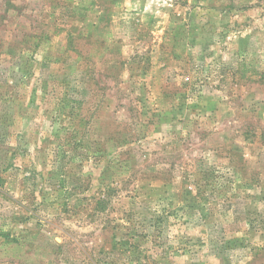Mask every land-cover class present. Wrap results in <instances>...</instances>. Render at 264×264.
<instances>
[{
  "label": "rangeland",
  "instance_id": "374dc122",
  "mask_svg": "<svg viewBox=\"0 0 264 264\" xmlns=\"http://www.w3.org/2000/svg\"><path fill=\"white\" fill-rule=\"evenodd\" d=\"M0 264H264V0H0Z\"/></svg>",
  "mask_w": 264,
  "mask_h": 264
}]
</instances>
